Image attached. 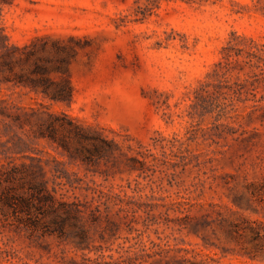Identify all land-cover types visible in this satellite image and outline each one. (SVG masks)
I'll return each mask as SVG.
<instances>
[{"label": "rangeland", "instance_id": "374dc122", "mask_svg": "<svg viewBox=\"0 0 264 264\" xmlns=\"http://www.w3.org/2000/svg\"><path fill=\"white\" fill-rule=\"evenodd\" d=\"M0 27L36 49L0 58V167L65 170L89 229L80 249L74 229L31 235L0 204V264H119L129 246L158 252L144 264H264V238L236 231L264 222V0H0ZM38 56L70 103L14 85ZM51 121L65 147L40 135Z\"/></svg>", "mask_w": 264, "mask_h": 264}, {"label": "trees", "instance_id": "16d2710c", "mask_svg": "<svg viewBox=\"0 0 264 264\" xmlns=\"http://www.w3.org/2000/svg\"><path fill=\"white\" fill-rule=\"evenodd\" d=\"M1 1L10 4L13 0ZM227 49L224 48V50ZM35 54L36 49L33 47V44L20 46L11 42L2 27H0V58L5 65L11 68L15 60L23 59L24 61H29ZM232 55L227 50L223 57L224 61L217 63L221 71L219 77L226 79L230 65L233 62H238L237 59H233ZM249 55L255 56L253 53H249ZM40 59L39 56L36 57L31 70V73L37 77L32 78L27 75L16 74L13 79L14 85H28L31 90H36L40 87L41 92L52 100L70 103L72 100V88L69 78L67 76H61L65 80L66 85L60 86L59 82L61 81H53L52 78L47 77L49 69L38 63ZM246 63L252 66L251 60L246 61ZM257 66L260 67L259 65ZM210 84L205 83V85H202L200 91H205V87ZM52 85H55V87ZM217 85L219 88L222 87L221 82H218ZM225 86L231 88L229 84H225ZM195 93H198V90ZM198 94L203 98V104H201L203 109L216 111L218 116L223 115L222 113L227 104L224 101H220L219 96L215 95V93H207L206 96L200 92ZM206 97H208V100L205 99ZM31 109L34 110V108ZM47 128L49 130L48 134L42 131L40 135L44 137L49 136L59 141L65 147V140L63 138L58 139L53 136L54 126L52 121L49 122ZM19 142L27 146L26 141L23 139H20ZM15 151L21 153L24 151V148L18 144ZM24 157H27L30 161L16 163L15 159L11 158L6 164H2L0 167V204L2 208L8 210L10 216L14 218L17 228L25 229L31 235L35 232H40L44 236L57 235L63 238L69 234L66 227H70L74 229L70 233L74 234L78 239L76 243L77 248L85 249L88 247L89 229L86 226L85 220V214L87 212L80 208V203L75 200H70L68 193L73 185L69 174L65 170L58 168L46 170L45 166H48V162L43 164L40 158L28 155ZM131 160L134 163L139 161L134 157ZM59 163L57 162V164ZM48 171L50 175H48ZM99 213L100 205L98 204L91 211V214L97 217ZM5 215L7 216V214ZM80 221H84L83 224H80ZM236 231L238 233L243 232L249 235L251 240L256 241L264 238V222L259 221L258 223L257 220L247 221L245 226L236 225ZM132 247L129 246V248L124 250L126 254L121 256L119 264H131L134 261H138L139 264H144V261H148L146 257L151 258L158 254L157 251L147 252L143 247H135L137 251L129 254ZM157 262L158 260L155 259L154 262H150L149 264H155Z\"/></svg>", "mask_w": 264, "mask_h": 264}]
</instances>
